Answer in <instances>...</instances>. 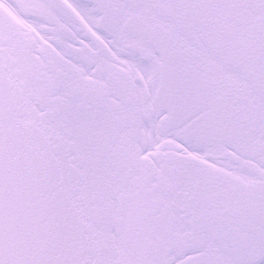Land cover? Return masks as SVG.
I'll use <instances>...</instances> for the list:
<instances>
[{
  "label": "snow or ice",
  "instance_id": "snow-or-ice-1",
  "mask_svg": "<svg viewBox=\"0 0 264 264\" xmlns=\"http://www.w3.org/2000/svg\"><path fill=\"white\" fill-rule=\"evenodd\" d=\"M0 264H264V0H0Z\"/></svg>",
  "mask_w": 264,
  "mask_h": 264
}]
</instances>
